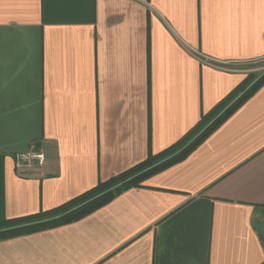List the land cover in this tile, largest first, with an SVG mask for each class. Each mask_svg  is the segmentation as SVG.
<instances>
[{"label":"crops","instance_id":"obj_1","mask_svg":"<svg viewBox=\"0 0 264 264\" xmlns=\"http://www.w3.org/2000/svg\"><path fill=\"white\" fill-rule=\"evenodd\" d=\"M262 58L264 0H0V220L60 208L217 107L189 143L243 92L226 65ZM30 148L44 165L17 171ZM263 232L264 84L182 161L0 239V264H264Z\"/></svg>","mask_w":264,"mask_h":264},{"label":"trees","instance_id":"obj_2","mask_svg":"<svg viewBox=\"0 0 264 264\" xmlns=\"http://www.w3.org/2000/svg\"><path fill=\"white\" fill-rule=\"evenodd\" d=\"M250 82L251 78L249 76L237 88V90H243L240 97L236 98L232 105L211 121L189 143L184 144L192 135L197 133L196 131L214 116L218 110L217 107L210 111V113L204 115V117H202V122L172 147H169L158 154H149L142 163L119 175L113 176L105 182L98 183L94 189L79 195L60 208L52 211L40 212L37 215L23 218H2L0 220V239L30 234L77 221L106 205L126 189L137 187L148 177L182 161L200 142H202L214 129L228 118V116L236 110L242 102L264 84V74L249 87L248 85ZM231 96L232 95L227 96L223 100V103L228 102Z\"/></svg>","mask_w":264,"mask_h":264},{"label":"built area","instance_id":"obj_3","mask_svg":"<svg viewBox=\"0 0 264 264\" xmlns=\"http://www.w3.org/2000/svg\"><path fill=\"white\" fill-rule=\"evenodd\" d=\"M45 159L43 151L30 148L26 151L14 154L13 164L15 169L19 172L35 171L39 170L44 165Z\"/></svg>","mask_w":264,"mask_h":264},{"label":"rangeland","instance_id":"obj_4","mask_svg":"<svg viewBox=\"0 0 264 264\" xmlns=\"http://www.w3.org/2000/svg\"><path fill=\"white\" fill-rule=\"evenodd\" d=\"M226 66L244 70L246 76H250V78L254 79V81L264 74V70H263L264 59H259L246 63H238L235 65H226Z\"/></svg>","mask_w":264,"mask_h":264},{"label":"flooded vegetation","instance_id":"obj_5","mask_svg":"<svg viewBox=\"0 0 264 264\" xmlns=\"http://www.w3.org/2000/svg\"><path fill=\"white\" fill-rule=\"evenodd\" d=\"M261 76H262V75H261ZM261 76H260V77H261ZM247 77H249V76H246L245 79H246ZM260 77H259V78H260ZM245 79H244V80H245ZM244 80H243V81H244ZM256 80H257V79H256ZM256 80H255V81H256ZM255 81H254V79H251V82L249 83L248 86L250 87ZM245 89H246V88H245ZM247 89H248V87H247Z\"/></svg>","mask_w":264,"mask_h":264},{"label":"water","instance_id":"obj_6","mask_svg":"<svg viewBox=\"0 0 264 264\" xmlns=\"http://www.w3.org/2000/svg\"><path fill=\"white\" fill-rule=\"evenodd\" d=\"M263 241H264V232H263Z\"/></svg>","mask_w":264,"mask_h":264}]
</instances>
